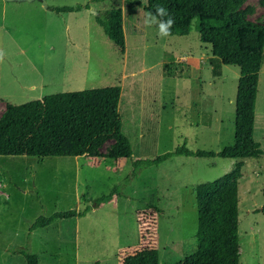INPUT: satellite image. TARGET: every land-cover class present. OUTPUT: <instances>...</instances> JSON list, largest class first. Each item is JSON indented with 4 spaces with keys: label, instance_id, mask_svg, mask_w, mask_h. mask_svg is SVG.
Instances as JSON below:
<instances>
[{
    "label": "rangeland",
    "instance_id": "obj_1",
    "mask_svg": "<svg viewBox=\"0 0 264 264\" xmlns=\"http://www.w3.org/2000/svg\"><path fill=\"white\" fill-rule=\"evenodd\" d=\"M46 1L74 10L37 0V8L6 3L2 16L0 2V116L6 103L120 85L121 130L133 153L107 157L109 137L94 156L0 155V264H26L19 250L37 254L38 264H173L197 246L195 187L238 161L240 264H264V59L254 124L260 158L172 155L143 165L183 143L214 152L234 143L238 65L212 55L195 21L187 35L160 37L144 24V8L130 3L146 0ZM263 2L242 7L263 22ZM113 7L123 11L124 53L96 19ZM174 61L189 76H165L163 63ZM114 187L110 201L96 203ZM87 206L84 216L30 229L39 216Z\"/></svg>",
    "mask_w": 264,
    "mask_h": 264
},
{
    "label": "trees",
    "instance_id": "obj_2",
    "mask_svg": "<svg viewBox=\"0 0 264 264\" xmlns=\"http://www.w3.org/2000/svg\"><path fill=\"white\" fill-rule=\"evenodd\" d=\"M244 0H146L130 3L155 12L162 5L174 19L171 35H187L196 22L199 38L211 46L212 55L223 64L238 65L239 78L235 98L234 143L221 151L189 149L185 143L143 165L159 163L172 155L220 156L224 158H260L263 150L254 139L255 108L259 74L264 59V21L253 20L243 8ZM264 5V2H263ZM56 12L73 11L74 6H53ZM107 37L125 52L123 11L113 7L96 16ZM183 61L164 62L165 76H189ZM187 74V75H185ZM120 85L57 92L20 104L6 103L0 116V155L94 156L98 148L113 137L115 143L107 157L132 156V145L122 130L119 114ZM241 163L211 181L195 187L197 205V246L173 264H240L238 251L239 192L236 178ZM117 188L96 198V203L110 201ZM264 209V204L261 207ZM82 210L57 211L39 216L31 230L50 225L56 219L84 216ZM26 264H38V255L19 250ZM141 264H157L142 262Z\"/></svg>",
    "mask_w": 264,
    "mask_h": 264
},
{
    "label": "clouds",
    "instance_id": "obj_3",
    "mask_svg": "<svg viewBox=\"0 0 264 264\" xmlns=\"http://www.w3.org/2000/svg\"><path fill=\"white\" fill-rule=\"evenodd\" d=\"M174 22L175 21L168 13V10L159 4L156 5L154 13H145L144 24L149 27L156 25L158 27V35L160 37H167L171 35L170 30Z\"/></svg>",
    "mask_w": 264,
    "mask_h": 264
},
{
    "label": "crops",
    "instance_id": "obj_4",
    "mask_svg": "<svg viewBox=\"0 0 264 264\" xmlns=\"http://www.w3.org/2000/svg\"><path fill=\"white\" fill-rule=\"evenodd\" d=\"M40 1V0H39ZM1 14L4 16V11H6V3L10 4H23V2H30L28 4L31 5L32 8H37L38 6L35 5L37 0H22V1H9V0H1ZM41 2V1H40ZM42 3V2H41ZM35 85L32 86L34 88ZM1 99V98H0ZM239 162V161H238ZM76 218V217H75Z\"/></svg>",
    "mask_w": 264,
    "mask_h": 264
},
{
    "label": "water",
    "instance_id": "obj_5",
    "mask_svg": "<svg viewBox=\"0 0 264 264\" xmlns=\"http://www.w3.org/2000/svg\"><path fill=\"white\" fill-rule=\"evenodd\" d=\"M9 1H22V0H9ZM40 1L43 3L44 7H48V3L46 0H40ZM94 12L96 15L98 14L96 11H94Z\"/></svg>",
    "mask_w": 264,
    "mask_h": 264
}]
</instances>
